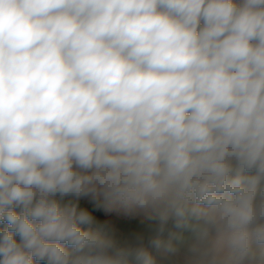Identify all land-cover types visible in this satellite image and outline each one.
<instances>
[{
	"label": "clouds",
	"instance_id": "9594fccd",
	"mask_svg": "<svg viewBox=\"0 0 264 264\" xmlns=\"http://www.w3.org/2000/svg\"><path fill=\"white\" fill-rule=\"evenodd\" d=\"M0 264H264V0H0Z\"/></svg>",
	"mask_w": 264,
	"mask_h": 264
}]
</instances>
